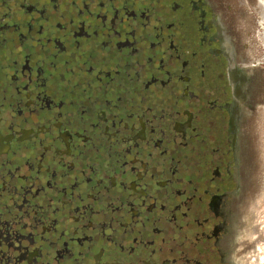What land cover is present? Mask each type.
<instances>
[{
	"label": "flooded vegetation",
	"instance_id": "1",
	"mask_svg": "<svg viewBox=\"0 0 264 264\" xmlns=\"http://www.w3.org/2000/svg\"><path fill=\"white\" fill-rule=\"evenodd\" d=\"M0 264H264V3L0 0Z\"/></svg>",
	"mask_w": 264,
	"mask_h": 264
},
{
	"label": "snow or ice",
	"instance_id": "2",
	"mask_svg": "<svg viewBox=\"0 0 264 264\" xmlns=\"http://www.w3.org/2000/svg\"><path fill=\"white\" fill-rule=\"evenodd\" d=\"M262 3H264V0H261Z\"/></svg>",
	"mask_w": 264,
	"mask_h": 264
}]
</instances>
